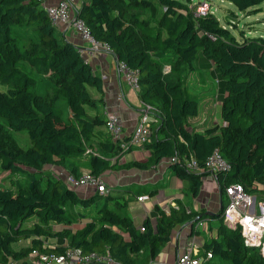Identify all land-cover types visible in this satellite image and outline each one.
I'll use <instances>...</instances> for the list:
<instances>
[{"label": "trees", "instance_id": "obj_1", "mask_svg": "<svg viewBox=\"0 0 264 264\" xmlns=\"http://www.w3.org/2000/svg\"><path fill=\"white\" fill-rule=\"evenodd\" d=\"M229 1L245 11L264 0ZM189 2L157 0L160 8L147 16L153 0H82L75 16L137 71L139 98L152 108L151 137L144 144L150 154L125 166L149 169L170 159L172 171L197 196L210 174L206 160L219 149L232 168L214 174L223 208L212 215L220 225L217 236L204 242L205 252H212L206 264H264L239 228L221 222L228 185L238 182L248 193L264 194V36L238 39L213 13L198 14ZM200 52L224 77L222 125H190L199 100L185 81ZM0 83L7 86L0 89V165L9 173V184L0 183V264H34V249L63 253L70 247L122 264H149L177 225L192 220L194 231L206 216L179 203L170 213L158 211L155 222L146 219L142 230L126 210L139 194L135 186L82 196L54 170L102 176L119 168L132 148L124 151L107 130L108 117L100 111L103 77L57 30L41 0H0ZM191 155L200 170L187 165ZM51 239L55 243H47ZM22 240L29 244L20 245Z\"/></svg>", "mask_w": 264, "mask_h": 264}, {"label": "crops", "instance_id": "obj_2", "mask_svg": "<svg viewBox=\"0 0 264 264\" xmlns=\"http://www.w3.org/2000/svg\"><path fill=\"white\" fill-rule=\"evenodd\" d=\"M57 1L58 0H43L42 3L44 6H48ZM69 1L72 4L73 16H75L76 9L80 6L82 0ZM57 27L60 33L65 35V37L80 49L83 56L93 66L95 72L103 77L105 100L102 105V112H104L107 117L113 113L118 114L123 123L125 133L127 135L130 134L138 122L143 106L138 92L127 84L122 74L119 72V61L115 54L112 50H107L103 47H94L92 43L86 40L82 33L74 27L72 22H60ZM216 105L217 108L219 106L220 118H215V120H213L220 123L222 122L221 105ZM149 154L150 152L144 146L133 147L130 151H127L121 156V160L119 159V163L121 164L119 168L109 169L102 175L104 176L107 174L106 177L109 182L107 185L110 189L122 188L125 185H133L135 186V190L139 191L138 195L128 200L126 207L133 222L137 226H142L146 219L155 222L159 214L158 211L167 210L171 205L174 210L178 208L179 203H182L186 207L187 212L191 214L204 211L206 215L204 217L206 220L205 225L196 228L195 223L194 231H192V220L177 225L172 231L170 240L163 246L162 250L149 261V264H175L178 255L191 241L195 242L200 248L201 253H205L203 247L204 242L217 236L218 226L220 225V220L214 219L212 215L221 212L223 208L222 193L216 177L212 174L204 176L200 193L197 196H193L188 188L189 181L177 177L172 171L170 159H166L158 166L149 169H139L136 167L128 168L125 165V168H123V164L131 160L145 161ZM54 169L58 173L66 174V176L69 172L61 167H54ZM159 179L160 181L156 183L155 181ZM156 188H158L157 193H152ZM262 188L264 189V184ZM77 190L82 196H90L97 192L96 188L93 186H81ZM256 195H262L261 197H264L263 193H257ZM139 196H143V198L139 199ZM88 220L89 219H83V222ZM216 221L218 224L215 223ZM221 222L223 223L222 217ZM60 227L61 226L58 225L57 229ZM202 231H204V234ZM55 241L56 239H51L48 240L47 243H55ZM19 244L28 245L29 241L22 240ZM209 261L208 259L203 264ZM90 264L112 263L95 261Z\"/></svg>", "mask_w": 264, "mask_h": 264}, {"label": "built area", "instance_id": "obj_3", "mask_svg": "<svg viewBox=\"0 0 264 264\" xmlns=\"http://www.w3.org/2000/svg\"><path fill=\"white\" fill-rule=\"evenodd\" d=\"M43 1V0H41ZM50 20L58 25L60 22H72L83 37L90 41L96 48L103 47L111 50L108 45L97 42L90 34L89 29L83 19L73 16L69 0H58L56 3L45 6ZM198 14L202 12L197 10ZM118 70L122 74L127 84L139 92L140 85L137 71L131 69L126 64L118 62ZM143 111L138 118V122L130 134H126L121 118L118 114H111L107 118V130L115 140L120 142L124 151L133 147H142L151 137V121L154 117L149 114L151 106L144 104ZM128 137V138H127ZM127 138V139H126ZM177 160L178 157H173ZM187 165L193 170H200L199 164L193 155L187 160ZM232 168L229 161L223 156L219 149H215L205 163V169L212 175L218 171H229ZM66 182L72 187L93 186L96 191L108 193L110 188L103 180L102 176L94 175L90 172L74 174L68 172ZM226 203L222 211L223 223L228 228L241 230L244 241L249 246L257 247L264 255V197L248 193L241 183H232L225 190ZM143 196H139L142 199ZM205 218L196 223V228L205 225ZM145 230L143 226H140ZM34 264H90L95 261L110 262L112 264H122L113 260L107 254L97 252L85 253L80 247H70L63 253L40 252L34 249L31 253ZM212 257V252L201 253L200 248L191 241L186 248L178 255L175 264H203ZM9 264H16L14 261Z\"/></svg>", "mask_w": 264, "mask_h": 264}, {"label": "rangeland", "instance_id": "obj_4", "mask_svg": "<svg viewBox=\"0 0 264 264\" xmlns=\"http://www.w3.org/2000/svg\"><path fill=\"white\" fill-rule=\"evenodd\" d=\"M153 1L155 6H153L152 9L146 10L147 16H150L153 10H156V8H160L157 0ZM184 1L189 2L188 0ZM189 4L191 6L197 4V10L202 12L201 14H207L209 12L213 13L214 16L220 20L221 24L229 28L232 34L235 35L238 39H242L244 35L264 36V1L259 5L253 6L245 11L240 10L234 3L229 0H191ZM202 56V52H200L197 60L195 61L196 67L194 71L187 75L185 81L186 86L192 93L191 95H194V97L199 100V113L197 116L190 118L191 127L196 126L198 128H202L201 124H203V122L205 121L219 123L214 121L215 118H220L219 106L217 108L216 104L221 105L222 97L226 91L224 77L213 69V62L211 60L204 59V57ZM27 69L30 70V67L28 65ZM0 89L7 90V86L0 83ZM100 109L101 111H103L102 106L100 107ZM149 114L153 115L152 111ZM219 125H222V122H220ZM125 164L126 163H124L123 166ZM123 168H125V166ZM59 175L61 176L62 180L66 182V174L59 173ZM106 176L107 174L102 176V178L107 184H109ZM8 179L9 173L7 171H4L0 165V183L9 184ZM159 181L160 179L155 182L158 183ZM79 187L75 188L78 189ZM157 190L158 188L153 190L152 193H157ZM172 210L173 207L171 205L167 210L163 211L170 213ZM215 223L218 224L217 221ZM57 226L58 225H55L54 227L57 229ZM202 233L204 234V231H202Z\"/></svg>", "mask_w": 264, "mask_h": 264}]
</instances>
